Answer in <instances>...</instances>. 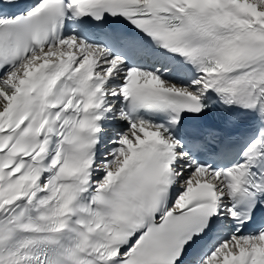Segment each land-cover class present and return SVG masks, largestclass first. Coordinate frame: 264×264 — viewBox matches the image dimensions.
I'll return each instance as SVG.
<instances>
[{
  "label": "snow or ice",
  "instance_id": "1",
  "mask_svg": "<svg viewBox=\"0 0 264 264\" xmlns=\"http://www.w3.org/2000/svg\"><path fill=\"white\" fill-rule=\"evenodd\" d=\"M0 264H264V0H0Z\"/></svg>",
  "mask_w": 264,
  "mask_h": 264
}]
</instances>
